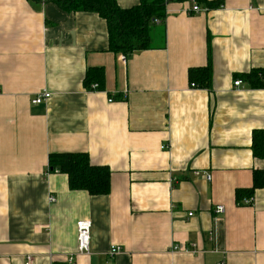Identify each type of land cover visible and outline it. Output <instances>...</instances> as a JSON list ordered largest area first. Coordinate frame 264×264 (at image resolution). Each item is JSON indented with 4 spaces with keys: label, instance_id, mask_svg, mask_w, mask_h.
<instances>
[{
    "label": "crops",
    "instance_id": "0c3cea01",
    "mask_svg": "<svg viewBox=\"0 0 264 264\" xmlns=\"http://www.w3.org/2000/svg\"><path fill=\"white\" fill-rule=\"evenodd\" d=\"M208 2L167 1L151 48L127 56L97 13L0 0V264H264V186L236 198L264 172V87L240 77L264 72V0ZM209 63L210 87H191L190 69ZM94 67L102 90L84 85ZM65 152L108 166L109 194L48 176L49 154Z\"/></svg>",
    "mask_w": 264,
    "mask_h": 264
},
{
    "label": "trees",
    "instance_id": "16d2710c",
    "mask_svg": "<svg viewBox=\"0 0 264 264\" xmlns=\"http://www.w3.org/2000/svg\"><path fill=\"white\" fill-rule=\"evenodd\" d=\"M40 6L46 0H29ZM57 4L66 12H93L104 18L109 27L110 49L114 53L130 56L151 48L152 27L156 20L163 21L164 8L170 0H141L133 8H121L116 0H48ZM182 1V0H178ZM199 3H209L208 0H197ZM209 6L210 3L208 4ZM190 80L197 87H210L211 63L204 68H191ZM104 69L90 68L84 79V85L89 90H102L104 87ZM243 80L255 81L256 86L264 87V72H251L241 75ZM254 155L264 159V131L254 133ZM46 172H59L68 176L71 190L86 191L90 195H107L111 190V170L108 166L95 165L87 153H51L48 156ZM254 184L249 190H237L236 198L239 204L246 198H254L256 189L264 186V172L255 170Z\"/></svg>",
    "mask_w": 264,
    "mask_h": 264
},
{
    "label": "built area",
    "instance_id": "2783aa9c",
    "mask_svg": "<svg viewBox=\"0 0 264 264\" xmlns=\"http://www.w3.org/2000/svg\"><path fill=\"white\" fill-rule=\"evenodd\" d=\"M191 11L193 12H200L201 11V8L198 4H195ZM122 60L125 62L126 61V58L124 56H122ZM243 84V81L242 80H235L234 82V85L235 87H240L242 86ZM191 87H197V84L192 82L191 83ZM51 92L49 90H43L42 92H40L39 94H37L36 96H34L32 98V104L34 105H39V104H42V103H46L50 98H51ZM112 101V100H111ZM47 175L49 176V172H46ZM197 174H199V172H197ZM206 178L208 180L211 179V175L210 174H206ZM50 201L53 202L55 201L56 199L53 197V196H50ZM243 202L245 204H251L253 202V198H246L243 200ZM225 210V207L223 205H218L216 207V212L218 213H223ZM191 215V214H190ZM78 252L79 253H90L91 251V229H92V223L90 220H80L78 222ZM173 249H180L179 246H174ZM121 251V248L120 247H117V246H113L112 249H111V254H117ZM31 259L32 258H29L28 259V262L27 264H30L31 263ZM70 261H72V258L69 259ZM223 264V263H221Z\"/></svg>",
    "mask_w": 264,
    "mask_h": 264
}]
</instances>
